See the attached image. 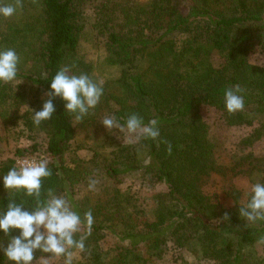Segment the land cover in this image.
Masks as SVG:
<instances>
[{
	"label": "trees",
	"instance_id": "1",
	"mask_svg": "<svg viewBox=\"0 0 264 264\" xmlns=\"http://www.w3.org/2000/svg\"><path fill=\"white\" fill-rule=\"evenodd\" d=\"M20 4L16 15L0 17V49H14L20 57L17 78L0 84V120L43 136L42 151L52 175L42 181L41 200L50 193L68 198L86 168L105 181L100 192L92 191L91 204L69 200L82 218L92 213L91 234L80 251L85 264H166L167 254L172 255V264H264V220L248 221L239 215L249 192L241 199V192L233 189V203L226 205L214 201L203 187L211 173L224 174L227 169L248 176L253 184L264 183V156L245 153L230 168L219 165L199 111L203 105L215 107L227 123L256 121L264 133V65L248 59L255 47L264 48V0H20ZM90 5L91 18L84 13ZM84 25L102 39L104 64L118 70L114 78L101 81L93 61L79 55ZM215 51L231 67L229 75L213 64ZM66 66L69 74H87L104 89L97 107L80 120L94 130L96 139L88 145L91 156L86 161L78 158L73 167L64 156L77 120L64 111V102L53 99L56 111L51 120L39 126L32 120L33 111L49 99L52 77ZM234 87L242 89L245 103L242 111L230 115L223 92ZM130 114L141 116L145 124L156 120L160 135L155 139L139 135L135 143L120 142L112 131L99 135L107 116L123 126ZM37 150L35 144L16 154L31 156ZM12 167L15 159L0 162V176ZM136 180L164 188L140 197L134 192ZM13 199L29 210L35 207V200L22 191L4 190L0 212ZM81 228L76 239L88 231L84 224ZM106 236L116 242L104 249L101 240ZM8 240L0 233V249ZM50 254L37 250L34 257ZM0 260L11 264L2 250Z\"/></svg>",
	"mask_w": 264,
	"mask_h": 264
},
{
	"label": "clouds",
	"instance_id": "2",
	"mask_svg": "<svg viewBox=\"0 0 264 264\" xmlns=\"http://www.w3.org/2000/svg\"><path fill=\"white\" fill-rule=\"evenodd\" d=\"M21 7L20 0L16 3H4L0 0V17L9 18L16 15ZM20 57L14 49H0V84L14 81L18 75ZM70 67L60 68L49 82V99L42 103L39 111H33L34 125L39 126L49 121L56 111L53 99L59 97L64 102V111L75 116L77 121L90 114L100 103L103 96V84L93 80L89 75L81 73L69 74ZM224 108L228 114L237 113L244 108V97L239 87L227 88L223 92ZM102 125L105 128L126 127L129 133H139L147 139L157 138L158 122L150 120L147 124L141 116L130 114L123 126L117 123L114 116H107ZM169 151L171 149L169 148ZM52 175L47 159L27 161L19 168L12 167L6 175L0 176V185L6 193L23 192L35 200L31 210L10 200L4 211L0 212V233L9 237L2 252L11 264H32L37 250L64 256L65 264H72L70 249L85 250V239L91 234L93 217L91 211L83 216L70 205L62 196L49 194L41 200L42 181ZM95 181L89 184L91 189ZM249 199L245 206L239 207V215L248 221L264 220V183L256 182L251 185ZM229 218L228 214H224ZM87 227L85 236L75 238L81 225ZM0 264H3L0 260Z\"/></svg>",
	"mask_w": 264,
	"mask_h": 264
},
{
	"label": "rangeland",
	"instance_id": "3",
	"mask_svg": "<svg viewBox=\"0 0 264 264\" xmlns=\"http://www.w3.org/2000/svg\"><path fill=\"white\" fill-rule=\"evenodd\" d=\"M85 14L91 18V5L86 7ZM90 22V20H86ZM86 22V23H87ZM90 25H84L80 40H79V55L86 61L95 65V72L98 74L100 80L114 78L117 75L115 68L110 67L103 62V43L100 37H96ZM251 63L256 65H264V48L257 46L248 55ZM213 64L220 69L224 74L229 75L231 67L225 64L220 55L215 51L212 55ZM200 115L204 122L208 125V139L215 149L217 156V163L222 167H231L233 160L239 155L245 153H252L254 156H264V133L254 121L251 124L234 123L229 124L225 121L222 113L215 107L203 105L200 107ZM105 131H112L120 142L135 143L139 138V133H129L126 127L111 129L102 128L99 135ZM94 130L86 125H82L79 121L75 123V136L70 149L66 152L64 159L69 167L75 165L74 161L78 158L86 161L91 156V151L88 145L96 139L93 136ZM38 146V150L33 152L31 156L40 159H47L46 154L42 151L45 148V142L41 134L31 135L19 126L14 128L5 125L0 120V162L7 161L8 159H16L22 156H17L18 151H29L32 146ZM85 174L80 179V182L75 184L70 192V198L66 197L64 193L62 196L68 201L75 200L77 204L82 205L84 202L91 204V194L93 192L101 191V184H103L100 176H96L95 172H91V168H86ZM95 181L94 186L90 189L89 184ZM129 181V180H128ZM133 185L135 187V194L139 192L140 197H146L149 192L163 189L161 184L141 183L140 180ZM253 182L246 175L240 173L236 174L229 169L223 174L221 172H213L205 179L204 190L209 194L214 201L221 202L226 205L233 203L232 194L233 189H238L241 194V199L246 197L250 192ZM0 194L4 191L3 186L0 187ZM70 191V190H69ZM102 194V193H100ZM136 194V195H137ZM70 203V201H69ZM82 231V228L80 229ZM116 242L113 238L106 236L101 240V246L105 249ZM72 252V264H85L81 253L78 249H70ZM173 257L167 254L164 263L172 264ZM32 264H65L64 256H55L54 254L39 256L34 258ZM191 264H198L192 261ZM211 264V263H210Z\"/></svg>",
	"mask_w": 264,
	"mask_h": 264
},
{
	"label": "built area",
	"instance_id": "4",
	"mask_svg": "<svg viewBox=\"0 0 264 264\" xmlns=\"http://www.w3.org/2000/svg\"><path fill=\"white\" fill-rule=\"evenodd\" d=\"M32 160L38 161V159L33 156H22L16 159L15 165L17 168H19L22 163L27 162V161H32Z\"/></svg>",
	"mask_w": 264,
	"mask_h": 264
}]
</instances>
